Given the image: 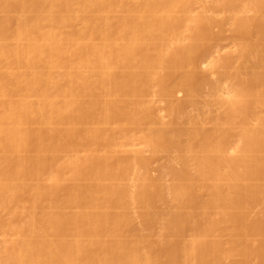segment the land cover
Returning <instances> with one entry per match:
<instances>
[{"label": "bare ground", "instance_id": "obj_1", "mask_svg": "<svg viewBox=\"0 0 264 264\" xmlns=\"http://www.w3.org/2000/svg\"><path fill=\"white\" fill-rule=\"evenodd\" d=\"M0 264H264V0H0Z\"/></svg>", "mask_w": 264, "mask_h": 264}]
</instances>
